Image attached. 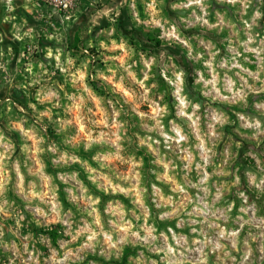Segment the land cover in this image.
Returning a JSON list of instances; mask_svg holds the SVG:
<instances>
[{
    "label": "clouds",
    "instance_id": "9594fccd",
    "mask_svg": "<svg viewBox=\"0 0 264 264\" xmlns=\"http://www.w3.org/2000/svg\"><path fill=\"white\" fill-rule=\"evenodd\" d=\"M0 264H264V0H0Z\"/></svg>",
    "mask_w": 264,
    "mask_h": 264
},
{
    "label": "rangeland",
    "instance_id": "374dc122",
    "mask_svg": "<svg viewBox=\"0 0 264 264\" xmlns=\"http://www.w3.org/2000/svg\"><path fill=\"white\" fill-rule=\"evenodd\" d=\"M146 38L149 39V40H154V36H148Z\"/></svg>",
    "mask_w": 264,
    "mask_h": 264
}]
</instances>
